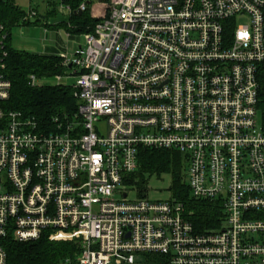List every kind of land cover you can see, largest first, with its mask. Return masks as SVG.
I'll return each mask as SVG.
<instances>
[{
    "label": "built area",
    "instance_id": "built-area-1",
    "mask_svg": "<svg viewBox=\"0 0 264 264\" xmlns=\"http://www.w3.org/2000/svg\"><path fill=\"white\" fill-rule=\"evenodd\" d=\"M98 1L41 3L69 16ZM8 35L0 23V264L4 239L42 235L77 242L57 264H264V0H108L60 54L77 110L53 129L2 106ZM140 148L184 153L189 192L220 205L219 225L197 231L173 197L129 198Z\"/></svg>",
    "mask_w": 264,
    "mask_h": 264
},
{
    "label": "trees",
    "instance_id": "trees-1",
    "mask_svg": "<svg viewBox=\"0 0 264 264\" xmlns=\"http://www.w3.org/2000/svg\"><path fill=\"white\" fill-rule=\"evenodd\" d=\"M75 9L81 0H63ZM81 13L72 12L67 22H59L72 33L90 31L94 23L105 16L108 11V0H99L92 15L91 5ZM47 10V14H51ZM22 10L14 0H0V23L7 28L9 35L6 40L7 58L6 73L11 81L9 98L2 103L5 109L21 111L33 117L41 127L53 129L56 124H64L73 118L77 110V101L73 96L71 85L28 83V76L33 74L37 79L65 74L66 66L62 57L56 54H44L17 49L11 44V29L20 24H27ZM69 23V24H67ZM259 108L264 113V62L257 71ZM181 154L176 151L140 148L137 155V167L130 173L126 184H134L143 191L142 171L160 172L169 170L172 174V196L183 204L184 213L197 231H204L218 226L222 211L219 204L207 200L195 199L189 192L183 175ZM184 177V179H183ZM7 256V264H57L78 251L77 242L66 240H49L42 235L36 240L18 242L11 238L3 240Z\"/></svg>",
    "mask_w": 264,
    "mask_h": 264
},
{
    "label": "rangeland",
    "instance_id": "rangeland-1",
    "mask_svg": "<svg viewBox=\"0 0 264 264\" xmlns=\"http://www.w3.org/2000/svg\"><path fill=\"white\" fill-rule=\"evenodd\" d=\"M34 1V0H33ZM38 5L36 9L38 10V16L30 17L29 23L20 24L11 29V44L13 47L21 50H28L33 52H44L46 47H57L56 53L59 55L63 52L61 46L65 45V37L63 35H58V30H65L64 26H57L59 22H65L68 19L67 13L64 8H61L59 4L52 5V13L47 14L45 5L41 3L42 0H35ZM54 2L55 0H49ZM16 5H18L22 10L26 11L28 9V0H14ZM97 8V4L91 5V12L93 13ZM96 15V13L92 14ZM246 20L245 16H237L236 24H242ZM47 33L45 34V30ZM45 35L47 39L45 40ZM50 39V40H49ZM83 46V35H76L75 38L68 40L67 46L68 51L72 55L78 51L79 47ZM77 77L75 75H67L63 77L62 80H58L57 76L44 77L38 80L39 84H57L64 83L71 85L75 83ZM177 152V151H176ZM181 162L184 166L185 154L181 153ZM183 175L185 177V169L183 167ZM143 179V189L146 191L147 197L151 200H167L172 198V174L169 170H164L160 172L154 171H142L140 174ZM183 177V179H184ZM134 184H127L128 197L135 198L137 196V190ZM143 191L140 192L142 194ZM144 259L142 256L135 258V264H142Z\"/></svg>",
    "mask_w": 264,
    "mask_h": 264
},
{
    "label": "crops",
    "instance_id": "crops-1",
    "mask_svg": "<svg viewBox=\"0 0 264 264\" xmlns=\"http://www.w3.org/2000/svg\"><path fill=\"white\" fill-rule=\"evenodd\" d=\"M69 17V16H68ZM68 21V19H66V21L65 22H67ZM45 32V34L47 33V30H45L44 31ZM58 35H63L64 37H65V45H63V46H61L60 48H62V50H64L65 52H67V54L70 56L71 54L69 53V51H68V46H67V42H68V40H70V39H73V38H75L76 37V35H82V33H72V32H70V31H68L66 28H65V30L63 31V30H58V33H57ZM45 40L47 39V36L45 35ZM50 40V39H49ZM80 47H81V45H80ZM57 47H46V49H44V52H37V53H44V54H56V55H59V52H57L56 53V49ZM26 51H28V50H26ZM30 52H33V51H30Z\"/></svg>",
    "mask_w": 264,
    "mask_h": 264
},
{
    "label": "water",
    "instance_id": "water-1",
    "mask_svg": "<svg viewBox=\"0 0 264 264\" xmlns=\"http://www.w3.org/2000/svg\"><path fill=\"white\" fill-rule=\"evenodd\" d=\"M78 13H80V11H78Z\"/></svg>",
    "mask_w": 264,
    "mask_h": 264
}]
</instances>
